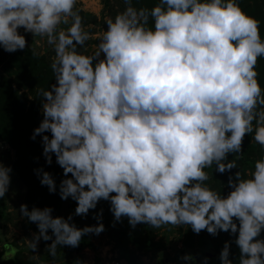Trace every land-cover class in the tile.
<instances>
[{
	"label": "clouds",
	"instance_id": "clouds-1",
	"mask_svg": "<svg viewBox=\"0 0 264 264\" xmlns=\"http://www.w3.org/2000/svg\"><path fill=\"white\" fill-rule=\"evenodd\" d=\"M124 3L89 53L92 37L77 0H0V48H29L24 33H30L54 49V82L38 90L42 120L30 139L40 136L46 164L55 156L62 168L60 198L76 202L67 217L54 216L51 206L22 203L20 216L37 226L28 247L51 241L46 247L55 257L58 246L75 248L86 235L104 232L103 208L94 212L95 224L74 222L104 200L113 227L127 218L132 228L226 232L234 240L224 242L220 264H264V156L254 169L237 164L246 137L264 149L261 21L239 0H157L151 8ZM213 167L230 173L226 194L207 183L213 173L206 169ZM34 172L57 192L51 172ZM11 173L0 160V200ZM232 243L239 250L235 261ZM179 259L195 264L191 254Z\"/></svg>",
	"mask_w": 264,
	"mask_h": 264
},
{
	"label": "trees",
	"instance_id": "trees-1",
	"mask_svg": "<svg viewBox=\"0 0 264 264\" xmlns=\"http://www.w3.org/2000/svg\"><path fill=\"white\" fill-rule=\"evenodd\" d=\"M156 2L157 0H133V6L136 8H151ZM239 2L246 13L261 21L260 32L262 38H264V0H239ZM102 4L104 7L110 8L109 17H114L126 7L124 0H102ZM105 21L101 20L106 28ZM20 31L23 33V29H20ZM33 51H35V55ZM54 59L46 56L43 52L36 51L32 46L13 53H8L0 48V142L3 145L0 148V160L12 167V176L24 185L23 203H26L29 209L33 206L40 208L51 206L54 216L67 217L70 214V209L69 207H64L63 202L65 200L60 198L58 189L59 182L63 178V170L56 163L55 156H53L51 165L46 164L42 155L40 136H37L35 140L30 139L34 128L42 120L40 111V100H42V97L37 94L38 90L40 88H48L49 84L54 82L50 67ZM257 70L259 72V81L264 86V58H258ZM10 150H12V155L9 153ZM255 154H258L257 158H254ZM261 156H264V149L251 140L250 136L246 137L242 157L237 160L239 169L241 171H246L247 168L254 169L255 160ZM231 159H235V157L230 155L229 160ZM38 167H43L54 175L57 182L56 193H50L47 186L40 184L34 172V169ZM206 171L210 175L213 173L212 178L207 183L216 188L223 186L228 190L224 185L230 173H216L214 167L213 169H206ZM235 171V169L232 170V172ZM101 208H103V223L109 225L107 229L108 235L115 236L117 239L118 259L121 264H166L163 259L165 258L164 256H158L153 263L143 262L141 259L142 253L150 250H159L161 247L153 243L148 237L138 238L134 236L117 223L113 227L114 217L109 211V203L107 201L101 200L97 205V209L90 210L88 216L83 219L85 225L97 223L93 218V214ZM3 209L4 207L0 200V214ZM204 233L212 253L208 264H220L219 253L224 242L226 240H234V237L226 232H220L217 236H212L206 231ZM88 244L85 236L78 247L66 246V251L67 253L76 252L81 247L88 246ZM2 246L4 249L1 254L6 251L8 253L15 251L14 246L9 244L4 243ZM1 254L0 264L16 263L13 258L2 259ZM199 255L193 258L195 264H200L202 258L206 256L203 251H200ZM238 256L239 250L235 243H232L231 258L235 261L238 260Z\"/></svg>",
	"mask_w": 264,
	"mask_h": 264
},
{
	"label": "rangeland",
	"instance_id": "rangeland-1",
	"mask_svg": "<svg viewBox=\"0 0 264 264\" xmlns=\"http://www.w3.org/2000/svg\"><path fill=\"white\" fill-rule=\"evenodd\" d=\"M76 8L82 17L85 30L92 37L86 43V50L91 53L98 43L96 38L101 36L105 30L101 20L109 18L110 8L104 7L102 0H77ZM24 35L28 40V44L36 51L43 52L50 58H55L54 49L47 43L46 38H33L30 33H24ZM9 153L12 155V150ZM257 157L258 154H255L254 158ZM247 170H250V168H247ZM11 177L12 182L9 191L6 197L1 200L4 209L0 214V254L4 249L2 244L5 243L15 248L13 254V260L16 261L15 264H77V261H81L83 264H114L112 259H117L118 264H121L118 259L117 239L115 236L108 235L107 229L109 225L106 223H104V232L99 235H86L88 246L81 247L76 252L67 253L66 246H58L57 254L53 257L49 254L46 247L51 241L43 240H40L36 250L30 249L28 240L37 231V226L35 223H30L20 216L18 209L23 203L24 185L12 174ZM216 189L222 190L225 194L228 191L223 186ZM63 205L65 208L69 207L70 213H74L76 207L74 200H65ZM83 219L74 215V222L79 227L85 225ZM116 223L134 236L138 238L148 237L153 243L161 247L159 250H150L142 253L141 259L144 263H153L158 256H164L165 258L163 259L166 264H184V261L179 259L184 254H191L194 258L200 256V251H203V253L206 251L210 252V244L204 231L197 235L187 226H183V228L165 227L153 229L146 224H138L135 228H132L127 218H124L122 222ZM6 253L8 251L4 254ZM4 254H1V256L3 257ZM210 255L207 257H210Z\"/></svg>",
	"mask_w": 264,
	"mask_h": 264
},
{
	"label": "built area",
	"instance_id": "built-area-1",
	"mask_svg": "<svg viewBox=\"0 0 264 264\" xmlns=\"http://www.w3.org/2000/svg\"><path fill=\"white\" fill-rule=\"evenodd\" d=\"M112 262H113L114 264H118L117 259H112Z\"/></svg>",
	"mask_w": 264,
	"mask_h": 264
},
{
	"label": "water",
	"instance_id": "water-1",
	"mask_svg": "<svg viewBox=\"0 0 264 264\" xmlns=\"http://www.w3.org/2000/svg\"><path fill=\"white\" fill-rule=\"evenodd\" d=\"M204 254L206 255V256H209L210 254H211V252H204Z\"/></svg>",
	"mask_w": 264,
	"mask_h": 264
}]
</instances>
